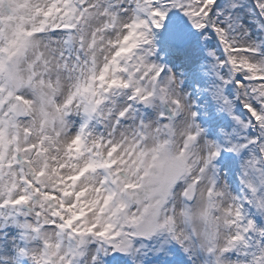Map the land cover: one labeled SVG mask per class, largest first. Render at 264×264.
<instances>
[{
  "label": "snow or ice",
  "instance_id": "snow-or-ice-1",
  "mask_svg": "<svg viewBox=\"0 0 264 264\" xmlns=\"http://www.w3.org/2000/svg\"><path fill=\"white\" fill-rule=\"evenodd\" d=\"M0 264H264V0H0Z\"/></svg>",
  "mask_w": 264,
  "mask_h": 264
}]
</instances>
